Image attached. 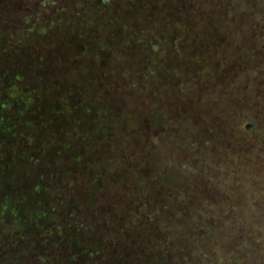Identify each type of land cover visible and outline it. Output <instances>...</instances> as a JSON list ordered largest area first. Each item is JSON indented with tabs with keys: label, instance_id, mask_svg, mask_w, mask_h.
<instances>
[{
	"label": "rangeland",
	"instance_id": "374dc122",
	"mask_svg": "<svg viewBox=\"0 0 264 264\" xmlns=\"http://www.w3.org/2000/svg\"><path fill=\"white\" fill-rule=\"evenodd\" d=\"M197 174L226 210L223 257L264 249V0H0L3 244L81 264L91 221L94 250L116 239L134 263ZM179 245L172 263L201 264L202 240Z\"/></svg>",
	"mask_w": 264,
	"mask_h": 264
},
{
	"label": "trees",
	"instance_id": "16d2710c",
	"mask_svg": "<svg viewBox=\"0 0 264 264\" xmlns=\"http://www.w3.org/2000/svg\"><path fill=\"white\" fill-rule=\"evenodd\" d=\"M161 176L163 175H160V177ZM200 177L203 178L202 176ZM186 178L190 179L189 180L190 182L185 189L186 190L189 189L190 192L186 194L185 198L183 199V202L181 203L182 207L180 209L178 207H175V205L171 202L172 199L168 202V204L166 202H165L166 204L165 203L162 204L164 205L163 210H165L168 219L167 230L165 231V233L162 232V235L160 236H158L159 233L158 234L155 233L154 235L152 231L150 233V237L153 238V241H151L152 242L151 245L153 247L149 246L146 251L144 252L141 251L142 255L141 256L137 255L139 257H137V260L134 263H131L127 258L129 251L127 247L128 245L124 246L123 244L122 247L121 242L117 241L116 239H111L110 241L106 239L105 240L106 243L99 242V244L102 243L101 246L104 245L106 247L105 251L102 248L101 250L99 249L94 250V246H96L95 242L97 241L98 238L96 236L97 233H94L95 230L92 231L93 230L92 227H94L93 225L94 222L91 221L82 222L81 228L76 226L77 227L76 231H78V233H80L85 237L84 244L81 245L82 247L78 250V253L70 255V258L73 259L75 255H78L81 256V259L83 260L81 264L83 263L104 264L106 260L105 257L107 256L104 255V253L108 250L116 249V252L114 253L113 257L118 256L119 258L117 261H119L118 263L121 264H128L129 262H130L129 264H174L172 263L173 262L172 259L168 258V255H171L173 253L175 254L177 253V251H178L177 255L180 256L184 255L185 254L184 249L179 245V243H181L182 241L185 242L186 239L189 238L192 241L202 240L204 243V248L201 249V253L199 252V254L204 256V259L200 260L201 264H264V249L259 250L258 246L256 247V243H254V241H251L252 243L248 247L249 252H252V256L249 257L250 254H248L246 258H243L242 257L243 255L238 256L237 254L234 255L232 254L233 257L230 258V260H227L226 258L223 257V254L218 247L221 246L223 249L227 248L228 246L227 240L224 237L225 233L222 232L221 236H219L220 238L217 239L215 238L214 232L216 231L217 227H219L221 230L229 228V225L225 221L226 210H216L215 208L210 209L209 208L210 206L205 207L207 203L212 206L214 202L216 203V201H220L219 195L215 190L214 184L213 183L207 184L205 182L204 184L206 185V187L202 186L201 185L202 179L198 177V174L196 175L195 178L194 177L193 178L186 177ZM168 185L169 184L166 182L165 186ZM198 202L199 205H201L200 209L191 208L192 203L197 204ZM159 211L161 210H155V209L148 211L146 210L145 216L147 218V221L150 222V220H152L153 222L151 223H155L154 219L161 214V212L159 213ZM128 220L130 225L128 224L127 226L125 225V227H127V231L129 230L128 228H131L133 225L139 224L137 221V217L135 216L131 219L128 218L127 221ZM179 221L182 222V224H184V228H180L179 226L177 228V223ZM244 226L245 225H242V227ZM73 227H74L73 224L69 226V228H71L70 231H73L72 230ZM262 232L264 231L263 230L259 231L260 238ZM52 234L54 235L55 231H53ZM175 234H177V236H175ZM157 236L158 238H155ZM68 238H70L69 234H66L64 238H60L62 239L61 241L63 245L68 246L72 244L71 242L68 241ZM76 238L80 239L81 241V238L76 237L75 235L74 242L75 240L79 241ZM22 241L24 240H18L16 241V243H11V244L9 243L3 244V240L0 238V264H42L43 263V261H41L40 255L38 254L39 252L44 251L43 248L46 246V244L42 245L43 251L38 250L36 252V254L38 255V261L30 259L28 263L29 258L26 259L25 257H21V255L19 254L20 251L22 250V246H21L23 245L21 244L23 243ZM159 241H163V244H161ZM215 242L216 244L219 245L218 247H216V244H214ZM56 243L58 245L60 244V241H57ZM74 244L77 243L75 242ZM53 246H56V244L54 243ZM8 248L11 250L12 254H10V252L7 251ZM90 250L92 251L90 252ZM45 252L46 251L43 252L44 254H42V256H46ZM88 253L90 254L88 255ZM49 256L52 257L53 254H50ZM253 257L255 260L253 259ZM66 258L68 261L69 257L67 256ZM187 259L188 257L187 255H185L184 261L186 262ZM72 264L75 263L73 262Z\"/></svg>",
	"mask_w": 264,
	"mask_h": 264
}]
</instances>
